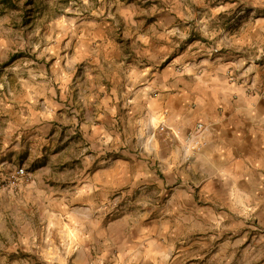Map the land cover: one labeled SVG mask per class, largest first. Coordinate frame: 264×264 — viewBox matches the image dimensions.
I'll use <instances>...</instances> for the list:
<instances>
[{"label": "rangeland", "instance_id": "374dc122", "mask_svg": "<svg viewBox=\"0 0 264 264\" xmlns=\"http://www.w3.org/2000/svg\"><path fill=\"white\" fill-rule=\"evenodd\" d=\"M14 2L16 8L0 5V42L10 44L9 50H0V97L8 90L30 93L37 86L43 93L42 105L45 98L51 97L52 89L53 100L61 106L65 103L66 87V92H75L72 116L77 124H69L68 116H60L57 131L50 135L53 142L34 154L28 152L21 161L18 167L27 169L32 179L30 184L22 185L27 188L23 193L25 208L19 202L21 197L23 203L22 194L12 197L14 205L7 211L15 217L11 223L3 218L10 194L1 196L0 237H11L12 246L17 245L18 249L4 255L11 244L3 242L0 264H73L74 260L78 264H116L114 258L123 254L125 240L113 236L120 229L112 227L114 221L122 216L121 229L128 228L129 233L133 217L149 212L160 218L164 209L169 236L154 237L151 241V251L157 252L150 258L152 264H264V228L254 212L250 219L238 213L233 220L225 216L214 223L208 218L200 220L193 214L192 202L196 201H192V194L185 195V189L172 184L164 187L156 183L165 180L158 167V163H164L158 159L169 146L158 132L173 135H169L173 138L169 143L176 153L181 148L177 140L183 136L177 137L167 129L153 130L158 123L137 126L130 116L129 99L121 105L118 116H112L113 121L106 125L109 144L90 146L82 128L88 112L93 116L98 110V105L92 111L87 110L82 98L90 95L97 98L102 85L108 90L116 86L128 91L134 73L139 74L135 88L142 87L140 72L144 67L140 64L144 61L134 57L137 47L145 43V40L137 42L139 37L153 36L158 52L166 47L172 49L169 55L158 54L163 57L156 60L154 68L161 73L170 67L173 83L179 84V79L180 83L185 79L192 84L200 81L206 73L210 75L216 59L228 57L235 59L236 65L228 72L231 82H237L238 76L248 69L249 83L256 85L254 75L264 73V0ZM83 48L93 57L81 59ZM118 51L122 52V59ZM181 56L182 63H172ZM116 139L122 146H114ZM99 149L104 152L101 156ZM100 157H105L106 164L112 166L117 160L133 174L138 165L146 170L156 168L159 176L150 184L139 178L138 188L133 191L128 179L127 186L115 193L97 192L94 202L100 203V207L89 211L86 208L89 195L84 186L103 166L98 162ZM89 160L91 164L86 163ZM153 161H157V166ZM93 215L94 221L106 216L108 237H98L101 232L95 222L92 226ZM72 219L77 229L81 223H88L85 235L90 232L93 237H66L67 224ZM18 237L25 238V243L18 242Z\"/></svg>", "mask_w": 264, "mask_h": 264}, {"label": "crops", "instance_id": "0c3cea01", "mask_svg": "<svg viewBox=\"0 0 264 264\" xmlns=\"http://www.w3.org/2000/svg\"><path fill=\"white\" fill-rule=\"evenodd\" d=\"M153 39V36L137 39V42L145 40L144 46L137 47L134 51L136 53L134 57L144 61L140 64L144 67L140 72L142 83L140 89L135 88V79H138L139 74L134 73L131 75L132 86L128 91H121L116 86L113 90H108L102 85L99 87L100 93L97 98L94 95L82 98L85 100L87 110L92 111L98 105L96 113L91 116V112H88L82 125L88 143L92 147L109 144L105 135L106 125L110 123V120L113 121L112 116H118V110L127 99L130 102V116L136 121L137 126H143L145 123L150 127V123L154 125L158 123V127L153 130L163 126L173 132L184 122L192 123L191 130H193L192 126L198 122H210L206 148L189 163L183 158L182 143L190 130L177 140L181 142V148H178L177 153L173 151V146L169 143L173 139L169 136L172 134L168 131L158 132L162 136V141L169 146L164 148L165 153L161 155V159H158L164 163H158V167L165 180L161 181L162 183L159 181L156 183L164 187V184H167L166 186L172 184L185 189V195L192 194V201H196L192 202L193 214L200 220L208 218L214 223L223 216L227 220H233L238 213L250 219L251 212H254L253 215L264 228V73L254 75L253 82L256 85H250L248 69L244 75L238 76L237 82H231L228 72L231 67L236 66L235 59L223 57L213 62L209 71L210 75L206 73L203 77L205 79L202 78L193 84L188 82V79L180 83L182 79H179V84H176L172 82L170 67L161 73L155 71L156 60L169 55L172 49L166 47L158 52L159 50H155L157 44ZM9 47V43L0 42V50H9ZM89 52L87 48H83L79 57L83 60L87 57L92 58L93 55ZM159 53L163 56H159ZM117 55L120 59L123 58L121 51H118ZM182 61L181 56L175 58L172 63L178 64ZM36 76L38 77V74L34 75ZM68 82H71L70 77ZM91 83L95 81L92 80ZM93 87L95 88V84ZM83 91L85 93L86 90ZM52 92L51 89V97L44 99V105L41 102L43 93L37 86L30 93L21 94L8 90L0 97V198L5 193L10 194L3 215V218L4 216L6 218L5 222L8 220L11 223L15 219L13 215L7 213L10 206L14 205L11 201L15 199L12 198L13 196L22 194L23 203L21 197L19 202L23 208L27 206L26 197L23 195L27 188L22 186L14 190L8 186L7 181L11 171L21 166L20 163L28 152L34 154L38 148L51 143L53 137L50 135L57 131L60 116H68L69 124H77L76 118L72 116L75 92H66L65 87L64 98L62 97L65 103L61 106L53 100ZM54 96L57 97V94ZM114 146H122V143L116 139ZM99 151L100 156L104 154L102 150L99 149ZM170 151L172 153H169ZM105 159V157L98 159L99 164L103 166L84 186L85 193L89 195L86 206L89 211L94 210L95 206L100 207V203L94 202L97 192L99 194L115 193L127 186L128 183L125 182L128 179L132 183L129 188L133 191L134 188H138L139 178H144L145 182L150 184L151 180L154 181L159 176V170L156 168L146 170L137 164L138 167L133 174L131 170L129 171V167H124L117 160H114L112 166V164L107 165ZM87 162L91 164L90 160ZM156 162L153 161L154 166H157ZM133 177L134 181H132ZM178 192L183 194L182 190ZM165 211L166 209L160 218L152 217L149 212L140 214L139 218L133 217L129 233L128 228L121 229L122 216L114 221L112 227L120 229H117L113 236L124 237L125 240L124 249L121 252L123 254H117L118 258H114L116 264H121L120 261L122 264H135L134 262L137 261V264H152L150 258L157 252L151 251V241L154 237L169 236V229L165 228L169 221L165 219ZM208 215L209 217H206ZM92 217L93 228L96 223L101 232L98 237H108L106 216L99 217L96 221H94V215ZM128 220L127 223H129ZM186 220L184 219V224L187 223ZM76 225L73 219L68 222L66 237H93L90 232L85 235L88 232L86 229L88 223H81L79 229ZM125 230L126 233H124ZM10 238L0 237V252L3 242L11 244L9 248L6 247L4 255L17 252L18 246L13 247ZM25 241V238L18 237V242L25 243ZM84 249L85 245L81 247L82 251ZM136 258H138L137 261H135ZM72 263L78 264L75 260Z\"/></svg>", "mask_w": 264, "mask_h": 264}, {"label": "built area", "instance_id": "2783aa9c", "mask_svg": "<svg viewBox=\"0 0 264 264\" xmlns=\"http://www.w3.org/2000/svg\"><path fill=\"white\" fill-rule=\"evenodd\" d=\"M191 124L190 121L184 122L173 130L174 135L177 137L184 136L190 130L182 143L183 158L188 163L206 148L210 134V122H198L192 126L193 130H191ZM159 128L162 131L166 130V127L163 126ZM31 179L27 169L18 167L10 174L7 183L9 187L15 189L30 184Z\"/></svg>", "mask_w": 264, "mask_h": 264}, {"label": "trees", "instance_id": "16d2710c", "mask_svg": "<svg viewBox=\"0 0 264 264\" xmlns=\"http://www.w3.org/2000/svg\"><path fill=\"white\" fill-rule=\"evenodd\" d=\"M30 1H32V0H30ZM0 5H7V7H9V8H16V4H15V2H14V0H1L0 1Z\"/></svg>", "mask_w": 264, "mask_h": 264}]
</instances>
